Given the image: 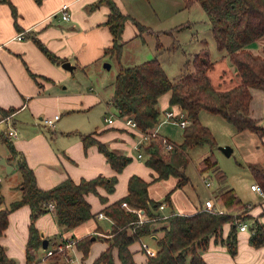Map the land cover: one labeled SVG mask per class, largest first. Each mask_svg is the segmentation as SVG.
I'll list each match as a JSON object with an SVG mask.
<instances>
[{
    "label": "trees",
    "instance_id": "1",
    "mask_svg": "<svg viewBox=\"0 0 264 264\" xmlns=\"http://www.w3.org/2000/svg\"><path fill=\"white\" fill-rule=\"evenodd\" d=\"M8 3L15 15V8L10 0H0ZM40 3L41 0H35ZM198 4L205 11L209 21L212 36L217 49L223 50L225 56L236 68L238 83L228 89H218L211 83L208 71L214 67L210 51L207 46L201 47L190 60L183 63L181 75L171 80L163 69L157 57L140 63L124 66L119 64L117 73L112 81L111 103L120 115H128L134 119L137 128L148 133L144 149V163L155 171L154 179L166 178L173 175L177 178L176 186L188 182V176L183 169L189 161L188 148L202 143L215 145L214 136L208 126L199 119V112L205 109L223 117L232 124L237 131L250 130L264 135V126L257 119L249 115L251 87L264 90V56L254 54L248 47L255 41L264 38V0H185L186 5L192 2ZM107 5L109 12L105 20L112 35V44L106 47L104 55L114 56L117 60L121 55L123 42L121 34L128 15L122 13L114 0H99ZM140 30L151 31L149 26L138 24ZM182 24L177 25L181 27ZM40 50L54 63L63 60L51 52L39 39L34 37ZM157 47L160 43L157 42ZM264 52V45L262 46ZM170 91V104L178 105L189 119V123L182 128V141L173 143L169 150H165L163 136L150 135V130L160 121V111L157 106L158 97ZM84 145L96 144L110 163L111 167L120 171L131 157L110 149L104 142L97 140L93 133L82 134ZM10 159L16 162L21 175V196L10 203L8 207L0 208V235L8 223L10 211L21 205L30 207V222L28 237L25 245V264H37V251L42 244V236L34 225V220L48 211L47 203L53 202L58 224L66 228H73L79 223L95 216L85 195L97 192L98 186L112 191L116 177L102 175L94 178H82L78 182L67 177L48 189L40 188L32 168L23 155L15 148L12 140L3 135ZM258 180V185L264 193V168L249 165ZM200 173L214 170L219 180L225 178V173L217 167L215 157L210 153L197 163ZM148 181L136 174L128 177V192L121 198L105 204L100 212L111 219L110 230L106 240L107 247L95 258L94 264H136L129 246L135 240L149 237L160 230L154 240L155 253L149 255L143 264H207L202 256L204 250L213 237L217 242L225 243L231 254L236 253V224L232 211L245 209L246 203L241 201L233 188H224L217 193L215 201L223 209V213L202 209L199 206L193 213L170 211L167 215L157 212L160 201L153 200L148 195ZM170 193L165 194L163 201L170 203ZM122 201L133 209H143L148 219L142 223L136 222L137 212L128 210L121 205ZM3 196L0 192V204ZM264 217V209L261 212ZM150 219V220H149ZM152 221H165L166 224L158 228L152 227ZM232 223L226 238L219 234L224 222ZM93 237V239H92ZM96 236L86 235L75 240V244L83 253H87L91 242ZM48 241V247L54 248L52 255L54 264H64L60 261V252L55 249L57 243ZM251 245L258 247L264 244V222L255 219L251 225L249 235ZM60 255V256H59ZM0 264H15L13 258L7 256L0 244Z\"/></svg>",
    "mask_w": 264,
    "mask_h": 264
},
{
    "label": "crops",
    "instance_id": "2",
    "mask_svg": "<svg viewBox=\"0 0 264 264\" xmlns=\"http://www.w3.org/2000/svg\"><path fill=\"white\" fill-rule=\"evenodd\" d=\"M98 1L41 0L40 3H37L35 0H10L15 8V15L8 3L0 1V129L7 127L6 131L0 132V159L4 158L5 162L11 166L10 170L7 171L6 167L0 163V192L3 196L0 208L8 207L11 202L21 196V175L16 167V162L10 159L9 150L3 141L5 134L23 155L28 166L32 168L36 183L40 188H51L67 177L76 182L82 178L90 179L98 175L116 177L112 191H107L105 187L98 186L96 193L90 192L85 195L86 200L90 203L91 211L97 214L73 228H66L58 224L54 210H48L34 220V225L42 238H46L50 242L59 243L63 239L76 240L86 235L96 236L87 253L84 254L75 244L66 249V254L70 257L69 260H65L59 255V260L64 264H94L95 258L107 247L106 237L112 221L108 216H99L98 214L105 204L127 194V182L130 175L136 174L149 182L148 195L151 199L158 196L152 189L153 184H151V181H154L152 180L153 176L156 175L155 171L145 163L144 169L138 170L137 167L133 166L134 156H131V152H125L129 148V144L133 147L139 141H136L137 138H133L139 136V129H131L121 120V123L113 127L114 131L104 132V127L98 128L95 123L89 121L92 109L100 103V97L82 92L80 82L82 84L87 82V86H89L88 82L92 79L95 78L98 82L103 78L101 60L104 57L105 48L112 44V35L105 24L109 9L106 4ZM143 1L114 0L122 13L129 16L124 23L121 34L123 46L124 43L131 41L132 32L138 29L135 21L138 24H145L140 18L142 14L148 12L154 17L163 15V7L160 8L154 4V0H148L146 4ZM172 1L169 0L168 3L171 4ZM195 3L198 2L194 1L191 4ZM64 4H67L65 11L68 19L61 18L60 8ZM129 20L135 24H129ZM166 32L168 31L166 30ZM20 33L23 37L19 39L16 36ZM34 37L61 58L62 62L69 61L73 68L68 70L61 66L62 62H52L40 50L34 41ZM255 42H258L257 45ZM255 42L252 43L255 48L248 47V49L254 54L264 56L262 51L264 38ZM122 55L123 53H121L120 58ZM145 56H147L145 60L152 57L151 54L147 53ZM221 60L222 64L218 68L215 86L223 90L237 84L238 77L236 68L228 57L221 55ZM119 63L124 66L137 64ZM227 71L229 72L228 77L225 76ZM250 92L252 97L249 103V115L264 126V90L251 87ZM169 98L170 91H166L158 97L157 106L159 105L158 107L161 109L164 108V116L167 110L178 111L179 108L178 105L171 104L173 109H168ZM56 114H59V117L53 125H48L50 126L49 129H45L43 126L47 124L44 123V118H52ZM17 117L21 119L19 121V124H22L20 132L16 129ZM71 117L73 119H70ZM200 117L199 114L200 121L204 123ZM160 122L162 121L160 120ZM159 123L151 130L161 135L157 128ZM204 124L210 127L209 123ZM221 125L224 129H228L230 134L235 131L233 136L236 138H249L256 143L264 158V135L260 136L250 130L236 131L232 124L230 125L233 126L234 130L224 124ZM92 126L94 129H91ZM9 129H13L16 135H8ZM88 133H93L97 140L104 142L108 147L110 146V149L128 154L131 160L120 171L114 170L96 144L84 145L81 135ZM262 167L264 168V166ZM4 173H13V185L11 187L18 186L19 188L18 192L9 197L10 199H6L3 193L5 186L3 187L1 182ZM147 173L152 179L146 177ZM7 185L9 189V183ZM215 197L216 195H214V199ZM201 204L203 205V203ZM164 209H166L165 204L161 211L157 210V212L167 215L173 210L164 211ZM29 222L30 207L28 204L21 205L9 212L7 226L0 235V244L4 247L7 256L14 259L15 264H25V245ZM55 224L57 227H61L62 231H58ZM56 231L58 233H55ZM157 233L151 236L153 241L157 237ZM142 238H140L141 242L144 241ZM141 242L137 249L132 248L131 244L129 246L136 264H143L148 257L141 247ZM209 243L211 242L209 241ZM217 244L219 242L214 239V245ZM41 248L40 246L37 252L41 251ZM151 248L155 250V246ZM136 250L139 253H136ZM45 252L42 250L41 256L43 257L39 261L46 258L51 259L47 264H54L55 259L46 257ZM37 256L40 257V255ZM46 262L44 260L42 264H46ZM116 264H118L117 259Z\"/></svg>",
    "mask_w": 264,
    "mask_h": 264
},
{
    "label": "rangeland",
    "instance_id": "3",
    "mask_svg": "<svg viewBox=\"0 0 264 264\" xmlns=\"http://www.w3.org/2000/svg\"><path fill=\"white\" fill-rule=\"evenodd\" d=\"M147 1L148 0H144L143 2L146 4ZM167 1L169 2V0ZM168 2L165 0H154V4L158 5L160 8L163 7V15L160 14L159 17H154V15H150L147 12L140 16V18L143 19L142 21L145 23L142 25L149 26L154 30L144 31L137 27L138 29L131 34V41L124 43L125 45L121 50L123 55L121 58L119 57V60H117L114 56L104 55L101 60L103 68L102 75L104 76L100 81L98 80L97 82L94 78L92 81L88 82L89 86H87V82L86 84H82L80 82L82 92L86 94H95L100 97V103L92 109L89 121L91 123H95L98 128L104 127V132L114 131L115 129L113 127L122 122L121 115L110 101L112 81L117 73L120 64L119 62H126L129 64L138 63L146 59V53L151 54L152 57H157L161 62L167 76L171 80H175L182 73L183 63L190 60L193 54L201 47L207 46L215 66L208 72V76L210 77L212 84H214V87H216L218 68L222 64L221 55H225V53L223 50H219L216 47L210 29V21L205 11L198 3L186 5L185 0H173L171 4ZM132 23L133 22L129 20V24ZM179 24H182V26L177 27ZM157 42L160 43L159 47L156 45ZM255 43V45H257L258 42ZM250 47L255 48L253 45ZM105 63L110 64V67H104L103 65ZM225 76H229L228 71ZM168 106V109H173L171 104ZM158 109L160 111L159 117L162 121L160 123L158 122L159 125L157 128L159 133L171 141L177 143L181 142L183 139V127H181L177 122L167 120L163 121L164 108L161 109L158 107ZM199 114L204 123H209L208 125H210V127H208L214 136L215 145L210 146L207 143H202L188 148L187 152L189 161L183 169L184 173L188 176V182L182 186H176L177 178L173 175L155 180V176H153V179L151 176L149 178V173H147L146 177L154 180L151 181V184H153L152 189L155 194L158 195L153 199L166 205V209H164V211L173 209L172 211L174 212L193 213V211L197 210L199 206H202L201 203L204 202L205 198H213L214 195H217V193L224 188H233L241 201L247 204V206L244 207L245 209L238 208L237 211H232L234 217H237L234 222L235 224L237 223L235 229L236 253L231 254L225 243L219 242L220 245H214V239L212 238L210 240L211 243H209L204 250H201L202 256L207 264H264V244L262 246L255 247L249 242V235L251 233V225L253 221L256 218L260 221H264V218H262L263 216L261 215V212L264 209V195L250 188L251 183L258 185V180L249 165L258 163L253 164V166H264V158L260 152L259 146L252 142L249 138H236L233 136V133H236L235 131L230 134L228 129H224L221 124L232 128L231 130H234L233 126L227 123L220 115L211 113L205 109L200 110ZM105 117H111L113 122L108 123ZM17 119L16 129L20 132L22 124H19V121H21V119L18 117ZM70 119H73V117ZM43 127L45 129L50 128L48 125H44ZM93 127L94 126H92L91 129H94ZM38 128L40 127L38 126ZM6 130L7 127H3L0 129V132ZM129 135L133 137L131 134ZM133 138H137L136 141L140 140V148L136 149L134 146L132 147L131 144H129V148H127L125 152H131V156H134L135 158L133 166L142 171L144 169L143 166H145L143 147L147 142V136L142 137L139 134V136H135ZM221 145H229L232 152L229 155L225 154L221 149H219V146ZM138 152L141 153V157L137 156ZM210 153L215 157L217 167L225 173V178L223 180L216 178L214 170L212 169L202 173H200L197 169L198 161ZM12 174H2L3 180L1 184L3 187L5 186L3 193L6 199H10L9 197L13 193L19 191L18 186L15 188L11 187L13 185ZM204 177L210 180V187L205 186L203 182ZM8 183L9 189L7 187ZM169 191H171V206L167 201H163L165 194ZM157 210L161 211V209L158 208ZM145 216L148 218L146 214ZM239 222L246 223L247 228L245 231L239 230ZM165 224V221H152L151 226L158 228ZM231 225L232 223L230 221L224 222L219 232L221 237H227ZM55 227L58 231H62L61 227H57V224H55ZM55 233L58 232L56 231ZM157 234L161 235L162 232L158 230ZM142 240H144V242L151 247L155 246L154 241L149 237L142 238ZM140 242L141 239L140 241L139 239L135 240L131 244L132 248L137 249V246L140 247ZM42 250L46 251V248H41V251L37 252V255H40L39 258L43 257L41 256ZM135 252L139 253L138 250ZM44 260L47 261V264L51 259L43 258L38 261L37 264H42Z\"/></svg>",
    "mask_w": 264,
    "mask_h": 264
},
{
    "label": "built area",
    "instance_id": "4",
    "mask_svg": "<svg viewBox=\"0 0 264 264\" xmlns=\"http://www.w3.org/2000/svg\"><path fill=\"white\" fill-rule=\"evenodd\" d=\"M66 6L67 4H64L61 8H60V13H61V18L63 19H68V15H67V12L65 11L66 9ZM17 38H22L23 35L20 33L16 36ZM179 107V106H178ZM59 117V114H56L54 115L52 118H44V123H46L47 125H53L54 121ZM121 118H122V121L123 123L128 126L129 128L131 129H138L137 128V125H136V122L134 121V119L128 115H121ZM105 119L107 120L108 123H111L113 122V119L111 117H105ZM164 120H169V121H173V122H177L181 127H185L188 123H189V119L188 117L186 116V113L179 107L178 108V111H173V110H167L165 112V116H164ZM140 134L142 137H146V136H149L148 133H143L139 130ZM156 132L153 131V130H150V135H155ZM8 135L10 136H15L16 135V132L13 130V129H9L8 130ZM162 142L164 143V146H165V150H169L173 143L169 140H167L166 137H164L162 139ZM134 147L136 149H139L140 148V140L137 141L135 144H134ZM137 156L138 157H141V153L138 152L137 153ZM203 182L205 184L206 187H210L211 186V182L210 180H208L207 178H203ZM250 188L252 190H256L258 191L260 194L264 195L262 189L260 188L259 185L257 184H254L252 183L250 185ZM121 205L123 207H125L126 209L128 210H132V211H135L137 212V215H138V219L136 222L138 223H142L144 222L145 220H147L148 218L145 216V213H144V210L143 209H133L131 208L127 203L126 201H122ZM164 207V203H160L158 205V209H162ZM47 208L48 210H54L55 209V206H54V203L53 202H48L47 203ZM202 209H209V210H212L214 212H218V213H223L224 212V209L218 205L213 198H206L203 202V205H202ZM99 216H105L104 213L100 212L98 214ZM238 228L240 230H245L247 228L246 226V223L245 222H239L238 223ZM73 245H75V240H61L59 243L56 244L55 246V249H57L61 256L65 259V260H69L70 257L68 254H66V249L72 247ZM141 247L142 249L144 250L145 254L147 256L149 255H153L155 253V250L153 248H151L146 242H141ZM53 250L54 248H49V249H46V256L47 255H52L53 254Z\"/></svg>",
    "mask_w": 264,
    "mask_h": 264
},
{
    "label": "water",
    "instance_id": "5",
    "mask_svg": "<svg viewBox=\"0 0 264 264\" xmlns=\"http://www.w3.org/2000/svg\"><path fill=\"white\" fill-rule=\"evenodd\" d=\"M61 66H62L63 68H65V69H68V70H71V69L73 68V65L70 64L69 61H64V62H62ZM103 66L106 67V68H109V67H110V64L105 63ZM219 149H221V150H222L225 154H227V155H229V154L231 153V150H232L231 147H230L229 145H221V146H219ZM0 163H2V164L6 167V170H7V171L10 170L11 166L8 165V164L5 162L4 158H1V159H0ZM92 239H93V237H92ZM47 246H48V241H47L46 238H43V240H42V244H41V247H42V248H47Z\"/></svg>",
    "mask_w": 264,
    "mask_h": 264
}]
</instances>
